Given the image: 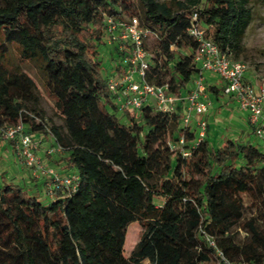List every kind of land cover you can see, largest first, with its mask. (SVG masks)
I'll return each instance as SVG.
<instances>
[{"label": "trees", "instance_id": "obj_1", "mask_svg": "<svg viewBox=\"0 0 264 264\" xmlns=\"http://www.w3.org/2000/svg\"><path fill=\"white\" fill-rule=\"evenodd\" d=\"M252 1L0 0V127L21 123L52 138L62 175H77L74 189L54 186L42 202L0 174V264H216L218 252L231 263L264 264V147L231 138L215 147L207 128L183 157L167 144L178 131L175 113L145 106L119 121L99 58L103 12L137 16L155 40L146 43L147 81L179 93L198 71L192 15L220 52L239 60ZM9 45L19 61L39 63L61 126L47 121L33 80L7 66ZM207 91L217 100L222 86ZM185 139H195V128ZM134 222L140 236L125 256Z\"/></svg>", "mask_w": 264, "mask_h": 264}, {"label": "built area", "instance_id": "obj_2", "mask_svg": "<svg viewBox=\"0 0 264 264\" xmlns=\"http://www.w3.org/2000/svg\"><path fill=\"white\" fill-rule=\"evenodd\" d=\"M103 12V37L105 46L112 47L118 56V63L112 73L105 77L106 87L116 110L135 116L142 107H151L154 111L179 116L178 131L167 139L172 151H178L188 157L189 143L194 146L207 135L205 115L212 110V101L207 91L206 74H212L222 84V94L233 98L238 109L248 114V124L257 140L264 147V88H255L245 82V66L242 62L220 52L218 47L205 37L204 30L193 14L188 34L196 40L197 49L194 63L197 73L187 89L179 93L169 92L167 85H158L147 81L152 53L146 49L147 40L152 33L141 24L137 16ZM195 128V139L187 141L185 132ZM11 144L17 162L32 170L34 178L44 176L49 180L48 193L52 198V189L57 185L76 186L77 175H62L55 168L42 164L40 142L35 136L27 134L21 123L0 127V145ZM56 144L44 150V156L60 154ZM210 244H213L210 241ZM221 263L242 264L227 261L220 252Z\"/></svg>", "mask_w": 264, "mask_h": 264}, {"label": "rangeland", "instance_id": "obj_3", "mask_svg": "<svg viewBox=\"0 0 264 264\" xmlns=\"http://www.w3.org/2000/svg\"><path fill=\"white\" fill-rule=\"evenodd\" d=\"M251 3H253L254 17L246 30L244 38L245 53L238 61L242 62L245 66V82L250 83L258 89L264 88V0H253ZM154 42V38L151 37L147 43L152 47ZM99 58L102 61L101 75L105 78L114 71L118 63V56L112 47L99 46ZM6 64L9 68L24 72L33 80L36 94L39 97V107L44 112L47 121L51 125L61 126V117L56 111L54 99L45 89L42 74L39 70V63L37 61H19L18 49L14 45H9ZM234 103L233 98L228 97V99H225V102L216 107V112L211 116V123H207L209 127L207 137L210 144L217 147L226 138L237 139L238 141L248 140L252 144H259L253 130L247 123L248 126L246 127H241L237 123V112H246L239 110L237 105L236 107L234 106ZM112 112L115 113L120 122L127 123L124 113L118 110ZM42 138L43 136H39V139ZM39 142L42 143L41 141ZM41 160H44L42 164L45 166L54 164L59 171L65 169L63 167L64 157L56 156L50 159L47 156H42ZM0 174H4L8 180L23 187L30 195H38L42 200L46 193L49 195V180L43 176L45 184H47V188H45L42 182L32 177V170L30 168L20 166L11 144L8 145V148L0 149ZM32 178L37 183L33 184ZM154 203L160 204L161 201L155 199ZM140 232L138 223L134 222L128 225L124 243L125 256L130 254L139 239Z\"/></svg>", "mask_w": 264, "mask_h": 264}, {"label": "crops", "instance_id": "obj_4", "mask_svg": "<svg viewBox=\"0 0 264 264\" xmlns=\"http://www.w3.org/2000/svg\"><path fill=\"white\" fill-rule=\"evenodd\" d=\"M205 81H206V85L207 86H209V85H219V86H222V84L220 83L219 79H217L212 74H206V80ZM225 99H228V97L224 96L223 94L217 100H214L213 98L211 99V101H212V110L205 115V120L207 121L208 124L211 123V120H212L211 116H213V114L216 112V107L219 106V105H221L223 102H225ZM234 106L236 107V104L235 103H234ZM236 120H237V123H239L241 127H246V126L249 125L248 124V114L247 113L237 112ZM208 130H209V127H208ZM35 137H36L35 140H39V141L42 142V143H40V151H41V155L44 157L43 152L48 147L52 146L53 139L50 138V137L49 138L43 137L42 139H39V136H35ZM258 143L261 144L259 141H258ZM8 145L9 144H1L0 145V149L3 150L5 148H8ZM56 156L63 157V154H55L53 157H56ZM49 165L51 167L55 168L57 171H59V169L56 167V165H54V164H49ZM59 173L60 174H66L67 172H66V169H62V170L59 171ZM32 177H33V175H32ZM37 181L42 182L45 185V188H47L46 187L47 184H45V178H43V176H41L40 178H38ZM34 183H37V182H35V179H33V184ZM41 201L42 202H49L50 201L49 195H47V193H46L45 194V197L43 198V200L41 199Z\"/></svg>", "mask_w": 264, "mask_h": 264}]
</instances>
